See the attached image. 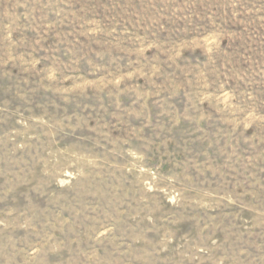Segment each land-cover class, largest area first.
<instances>
[{
	"label": "rangeland",
	"instance_id": "obj_1",
	"mask_svg": "<svg viewBox=\"0 0 264 264\" xmlns=\"http://www.w3.org/2000/svg\"><path fill=\"white\" fill-rule=\"evenodd\" d=\"M0 264H264V0H0Z\"/></svg>",
	"mask_w": 264,
	"mask_h": 264
}]
</instances>
